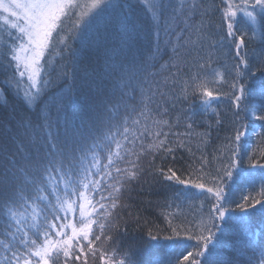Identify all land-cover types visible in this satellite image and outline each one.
I'll use <instances>...</instances> for the list:
<instances>
[{"label": "snow or ice", "instance_id": "obj_1", "mask_svg": "<svg viewBox=\"0 0 264 264\" xmlns=\"http://www.w3.org/2000/svg\"><path fill=\"white\" fill-rule=\"evenodd\" d=\"M137 5L143 18L119 17L132 8L129 0H0V67L10 73L5 83L18 92L27 83L25 102L39 104L53 83L45 73L46 56L55 44L63 45L67 55L61 59L68 61L57 79L70 81L66 92L52 98L42 122L22 120L15 138L9 134L10 147H0V264H230L217 251L216 234L229 221L245 226L257 206L264 213V164L252 165L260 169L255 195L248 193L235 202L226 191V182L233 180L243 159L241 147L248 133L244 117L264 120V80L251 87L247 83L256 72L264 76V49L251 61L248 53L251 40L259 36L264 42V0H224L219 26L212 22L205 0H137ZM241 16L246 21L238 19ZM177 20L182 28L174 27ZM66 22L71 27L66 29ZM142 38L154 43L150 59L138 52ZM69 39L80 40L83 55L71 50ZM226 41L235 56L224 95L234 111L220 166L210 172L202 156L195 169L169 167L167 174L155 169L167 181L199 189V195L210 200L207 219L196 236H187L196 241L193 251L181 252L173 262L157 243L147 261L139 260L131 246H117L120 224L127 223L120 212L130 207L125 195L152 170L143 166L144 157L155 159L157 153L172 155L176 150L160 138L167 137L162 126L172 125L154 116L149 125V114L166 116L169 108L198 90L205 108H211L220 96L205 87V70L216 54H223ZM89 49L97 62L90 59ZM168 49L173 55L159 65L157 57ZM188 68L195 71L185 79ZM212 74H217L215 69ZM219 78L225 79L223 74ZM77 86L85 92L83 104L96 107L91 127L59 118ZM251 97L260 102L252 104ZM147 139L152 143L146 144ZM177 171H187L189 179H181ZM237 211L242 215L236 216ZM134 219L139 223V217ZM169 227L172 234L164 239L180 247L181 230ZM147 237L159 240L151 229ZM241 264H264V247Z\"/></svg>", "mask_w": 264, "mask_h": 264}, {"label": "trees", "instance_id": "obj_2", "mask_svg": "<svg viewBox=\"0 0 264 264\" xmlns=\"http://www.w3.org/2000/svg\"><path fill=\"white\" fill-rule=\"evenodd\" d=\"M205 2L211 6L212 22L219 26L222 23L224 0H205ZM129 3L132 4V8L119 13V17L127 14L143 18L144 14L137 5V0H129ZM238 18L244 21L241 17ZM105 20L114 23L112 16H106ZM239 26L243 28V23ZM69 27H71V23L66 22L65 28ZM174 27L182 28L183 24L177 20ZM215 30L221 31L222 34L219 27ZM68 43L71 50L76 51L79 55L84 54V45L79 39H69ZM150 48L154 49V43L150 44L149 40L142 38L138 46V52L150 59ZM262 49H264V42L261 41L259 36L251 40L248 45L250 61ZM61 55L66 56L67 52L63 50V45L55 44L50 55L46 56L48 63L45 76L47 77L50 74L53 83L45 89L46 95L42 96L39 104H27L25 102L22 92L28 87L27 83L21 85L19 92L15 87H9L5 81L10 73L5 72L0 67V147H10L9 134H12V137L15 138V130L22 120L33 124L42 122L43 115L47 111L52 98L67 91L70 81L57 79L61 69L68 63L67 60L61 59ZM88 55L94 63L97 62L98 57L94 51L89 49ZM172 55L170 49L162 51L161 55L157 57L159 65L166 64ZM234 56L233 46L226 41L223 54H216L211 66L205 70L207 74L205 87L220 96L212 103L211 108H205L204 98L198 90L195 94L190 95L186 101L177 104L176 108H169L166 116L156 115L155 113L149 114V125H151L153 116L155 119L167 120L172 125L171 127L162 126V130L167 133V137L162 135L160 138L167 139L168 143L176 150L172 155L157 153L155 159L151 155L144 157L142 159L143 166L148 169L151 165L152 170L148 171L147 175L139 182L134 181L125 195L124 203L130 207L120 212L121 217L127 223L122 221L120 224L117 246L124 250L131 246L136 251L139 260L147 261L153 253V245L157 243L165 246L167 253L165 259H171L173 262L180 256L181 252L193 251L195 248L196 241L188 240L187 236H196L201 231V221L207 219L210 200L203 195H199V189L192 188L190 185H181L175 180H165L159 176L155 169L163 168L166 174L169 167H173L174 170L195 169L200 166L202 156L210 172L215 171L220 166L221 159L225 155L224 146L228 143L227 138L232 134L231 120L233 119L234 109L224 94L228 92L227 81L230 80L228 69L232 66ZM212 69L216 70V75L212 74ZM68 70L70 71V66ZM160 70L163 72V68ZM174 71L175 69H173ZM193 71L195 69H185L184 78L187 79ZM219 74H223L225 79L220 80ZM212 80L216 82H207ZM262 80H264V76L256 72L254 77H249L247 83L251 87L259 85ZM84 96V90L79 89L77 86L71 98L72 102L67 104L65 110L58 114L61 122L67 116L77 124L83 123L91 127V122L95 120L97 115L96 107L93 104H83ZM250 99L252 104L260 102L258 97H251ZM213 109H215V112ZM56 115L57 113L53 111V119ZM217 119L221 121L220 124L216 123ZM243 123L247 125L250 133L242 142L241 154L243 159L241 166L238 172H234L233 180L226 182L228 198L235 202H240L241 197L248 193L256 194L260 187V169L253 168L252 165L256 164L257 161L264 164V120L246 116ZM92 131L94 132L95 128H92ZM145 143L150 144L152 140L147 139ZM177 144L183 146L176 148ZM250 158H252L251 162ZM249 172H253L255 175L250 177ZM177 174L181 176V179H189L187 171L183 174L177 171ZM192 179L195 180V176ZM230 206L234 208L235 204L233 203ZM235 215L240 216L242 214L237 211ZM248 216L249 219L245 226L236 225L233 221H229L227 224L222 225L221 232L216 234L217 251L221 258L230 262V264H241L250 256L253 250L258 256L261 247H264V213H261L259 206H257L254 212L250 211L248 213ZM134 217H139V223L136 222ZM170 224L172 227L181 230L180 247H176L174 241L164 239L172 234ZM185 228L190 231L184 232L183 229ZM149 229L158 235V241H149L147 237ZM90 264H92L91 260ZM96 264H100V262L97 261Z\"/></svg>", "mask_w": 264, "mask_h": 264}, {"label": "rangeland", "instance_id": "obj_3", "mask_svg": "<svg viewBox=\"0 0 264 264\" xmlns=\"http://www.w3.org/2000/svg\"><path fill=\"white\" fill-rule=\"evenodd\" d=\"M89 1V3H90V0H81V3L82 4H86L87 2ZM239 19V18H238ZM241 19H243L244 21H246V18L245 17H242L241 16ZM250 133V131L248 130V133H247V135Z\"/></svg>", "mask_w": 264, "mask_h": 264}]
</instances>
